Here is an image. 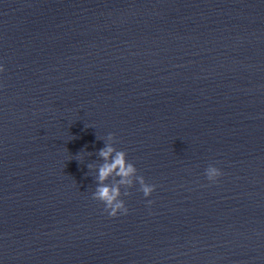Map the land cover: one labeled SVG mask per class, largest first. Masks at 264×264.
Masks as SVG:
<instances>
[{"label": "water", "instance_id": "water-1", "mask_svg": "<svg viewBox=\"0 0 264 264\" xmlns=\"http://www.w3.org/2000/svg\"><path fill=\"white\" fill-rule=\"evenodd\" d=\"M0 64V264H264V0H0Z\"/></svg>", "mask_w": 264, "mask_h": 264}, {"label": "clouds", "instance_id": "clouds-1", "mask_svg": "<svg viewBox=\"0 0 264 264\" xmlns=\"http://www.w3.org/2000/svg\"><path fill=\"white\" fill-rule=\"evenodd\" d=\"M4 71H6L4 65L0 64V73ZM115 138V134L112 133L107 137L108 141H112ZM99 155L103 157L106 162L98 169L99 184L95 193H93V198L104 203L105 211L109 216L117 217L121 214L127 215L129 209L122 199V196H129L131 193L124 192L122 194L120 186H132V177L135 176L137 169L133 164L127 162V153L122 150H117L112 143H106L105 147L100 150ZM110 157L111 160L108 162ZM205 175L209 182L216 183L224 173L220 168L210 165L206 169ZM111 176L119 178L115 186L105 183ZM137 180L140 184V191L143 192L145 197H150L156 190V186L148 184L143 176L137 177ZM152 203H154V201L148 200L149 205Z\"/></svg>", "mask_w": 264, "mask_h": 264}]
</instances>
